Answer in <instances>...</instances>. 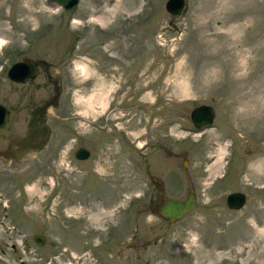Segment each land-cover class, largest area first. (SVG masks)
Masks as SVG:
<instances>
[{"label":"rangeland","instance_id":"1","mask_svg":"<svg viewBox=\"0 0 264 264\" xmlns=\"http://www.w3.org/2000/svg\"><path fill=\"white\" fill-rule=\"evenodd\" d=\"M165 1L0 0V101L39 103L45 73L61 91L45 112L48 144L65 145L29 153L25 190L0 180L13 205L25 198L21 236L8 241L30 249L24 264H264V0H183L178 14ZM21 58L49 63L12 82L6 69ZM200 103L214 116L195 128ZM78 145L89 159H74ZM70 188L77 204L65 213L81 214L85 231L58 213ZM232 190L245 193L240 208L225 204ZM188 191L190 211L157 214Z\"/></svg>","mask_w":264,"mask_h":264},{"label":"flooded vegetation","instance_id":"2","mask_svg":"<svg viewBox=\"0 0 264 264\" xmlns=\"http://www.w3.org/2000/svg\"><path fill=\"white\" fill-rule=\"evenodd\" d=\"M21 59L30 60L35 63V65L37 66V73L35 74V76L39 73V70L45 71L43 67L45 65H48L49 63H47V61L43 59ZM35 76L29 77L22 82L10 79L9 80L17 83H30ZM45 77L48 80L50 92L48 93L47 97L39 100V103H33L31 105L28 103L21 102L9 104L8 102L0 101L5 105L8 114V126L6 129V133L0 134V180L5 181L4 183L6 185L11 186V189L9 190H17L19 187H22V190H25V183L29 181L28 166L30 152L35 150H46L47 148V150H49L48 152H50L51 155L56 156L58 154V151L61 149V146L65 145V142H59L57 146H55V144L53 146L48 144L51 138V135L47 133L50 131V123L48 121V118L46 117L47 113L45 111L47 107H55L57 105L58 97L60 96L61 91L59 87V82H57L56 78L51 77L50 73H45ZM21 96L22 95L17 96L16 100H21ZM18 115H21L22 117L16 118L15 116ZM70 140L73 141V139ZM79 146L81 145L76 146L72 150V155L74 159L76 161L89 159V153L85 158L82 159L76 158L74 156V150ZM14 162L16 164H22L21 173L18 170L19 167L13 165L11 166V164H13ZM14 180L15 182L13 183L12 181ZM18 182H20V184ZM56 183L57 187L60 186V182H58V180ZM73 190L77 191L73 188L69 189L71 199L68 201V203L66 202L65 204H59L57 210L60 215L63 216L67 214L70 218H73V220L70 219L69 221L75 223L74 220H77V222H80V227L83 231H85V228H90L92 225L88 226L85 219L80 217L81 214L69 212L65 213L66 208H71V206H75L77 204V199L73 196V194H75ZM86 190V193L83 197H85V202H88L89 193ZM61 191V188H57V198L60 196ZM191 192L193 193L194 199L196 201L195 193L193 191ZM17 195H22L20 190L17 191ZM60 200L61 199L59 198L58 201ZM24 202L25 198H23V201L20 202L19 205H13V203L9 200L8 190L3 192L0 191V232L1 234H3V237L5 239L3 240L0 237V264H14V262L15 264H17L16 260L18 264H24V261L29 259V248H26L25 251L23 248L19 247L20 252L16 253L17 247L15 246V243L13 241L8 242L10 239L13 238L14 229L17 236H21L19 234L20 232L15 228L13 220L19 211H22V214H25ZM158 205L155 206V211L159 215ZM36 258H39V256Z\"/></svg>","mask_w":264,"mask_h":264},{"label":"water","instance_id":"3","mask_svg":"<svg viewBox=\"0 0 264 264\" xmlns=\"http://www.w3.org/2000/svg\"><path fill=\"white\" fill-rule=\"evenodd\" d=\"M55 2L64 9L74 7L79 0H49ZM183 0H166L164 3L165 9L171 14H178L183 8ZM24 68V70H22ZM37 73V66L30 60H16L13 61L6 70L7 78L22 82L29 77L35 76ZM214 116V108L207 103H200L193 106L189 112V118L192 125L196 128L206 127L211 124ZM8 114L6 107L0 102V134H5L8 126ZM88 155V150L82 146L74 150L76 158H85ZM157 182L159 180L155 178ZM226 204L230 208L240 207L244 201L245 196L242 191H231L225 196ZM195 203L192 192H188L183 198L167 197L158 205V212L161 217L167 221L172 222L179 219L184 213L189 211ZM32 240L36 245H42L45 241V235L42 233L32 234Z\"/></svg>","mask_w":264,"mask_h":264},{"label":"bare ground","instance_id":"4","mask_svg":"<svg viewBox=\"0 0 264 264\" xmlns=\"http://www.w3.org/2000/svg\"><path fill=\"white\" fill-rule=\"evenodd\" d=\"M92 18H95V20H100V18L99 17H92ZM101 21V20H100ZM22 70H24V68H22Z\"/></svg>","mask_w":264,"mask_h":264}]
</instances>
